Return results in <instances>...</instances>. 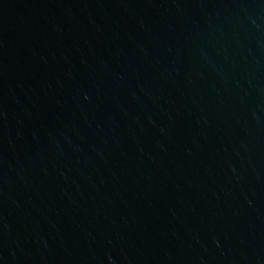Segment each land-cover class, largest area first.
Instances as JSON below:
<instances>
[{"label": "water", "instance_id": "obj_1", "mask_svg": "<svg viewBox=\"0 0 264 264\" xmlns=\"http://www.w3.org/2000/svg\"><path fill=\"white\" fill-rule=\"evenodd\" d=\"M0 264H264V0H0Z\"/></svg>", "mask_w": 264, "mask_h": 264}]
</instances>
